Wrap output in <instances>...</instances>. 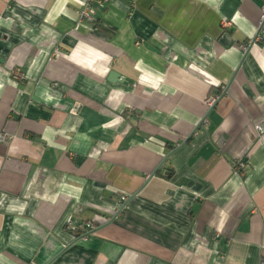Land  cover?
Segmentation results:
<instances>
[{
    "label": "crops",
    "instance_id": "crops-1",
    "mask_svg": "<svg viewBox=\"0 0 264 264\" xmlns=\"http://www.w3.org/2000/svg\"><path fill=\"white\" fill-rule=\"evenodd\" d=\"M86 1L0 0V264H258L264 0Z\"/></svg>",
    "mask_w": 264,
    "mask_h": 264
},
{
    "label": "built area",
    "instance_id": "built-area-1",
    "mask_svg": "<svg viewBox=\"0 0 264 264\" xmlns=\"http://www.w3.org/2000/svg\"><path fill=\"white\" fill-rule=\"evenodd\" d=\"M106 1V0H104ZM138 0H129V4L131 6V8L135 5V3ZM95 2V0H87L82 9L78 12V19L79 22H89V23H94L95 22V16H96V11L93 7V3ZM230 25L229 22L223 21L222 22V27H228ZM264 27V8H262L261 10V16L259 19V29L263 30ZM259 36L257 35L255 40H259ZM243 52H246L247 47L246 45H244L243 47H241ZM12 76L15 80H19L21 79V73L18 70H15L12 72ZM219 93L215 94V93H211L206 99H205V105L210 108L212 107L219 99ZM254 129V133L256 135V137L261 136L262 134H264V122L255 124L253 126ZM9 140H12V137H10L8 134L0 131V143H6ZM244 164L241 160H235V162L233 163V169L239 172L241 171V168L243 169ZM128 196L126 195H120L118 198V206L119 209L115 211V217L116 215L118 216V214H120L122 208H123V204L127 201ZM67 228L70 232L74 233L76 236L80 237V238H88L89 236H91L94 233V230L97 229V226L92 223V222H87L85 224H79L76 223L74 221H70L67 224ZM258 264H264V248L261 251V255L259 258V262Z\"/></svg>",
    "mask_w": 264,
    "mask_h": 264
}]
</instances>
